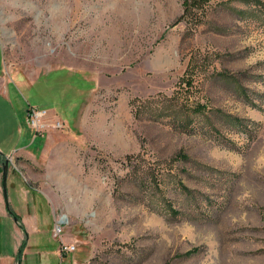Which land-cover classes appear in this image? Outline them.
Wrapping results in <instances>:
<instances>
[{"label": "rangeland", "instance_id": "obj_1", "mask_svg": "<svg viewBox=\"0 0 264 264\" xmlns=\"http://www.w3.org/2000/svg\"><path fill=\"white\" fill-rule=\"evenodd\" d=\"M0 9L6 55L50 51L45 62L84 73V125L56 129L57 161L12 160L65 218L57 238L75 250L57 264H264V0ZM51 76L19 98L71 122L77 75ZM60 153L72 155L67 184L53 179Z\"/></svg>", "mask_w": 264, "mask_h": 264}, {"label": "crops", "instance_id": "obj_2", "mask_svg": "<svg viewBox=\"0 0 264 264\" xmlns=\"http://www.w3.org/2000/svg\"><path fill=\"white\" fill-rule=\"evenodd\" d=\"M4 44L2 24L0 22V160H9L6 177L7 199L6 186L5 190L2 186L1 167L3 163L0 164V264H18L17 251L21 241L24 239V232L20 225L24 227L27 233V243L23 250L21 264H57L58 260L63 256L73 252H61V243L70 244L64 240L62 234L60 239L53 236L55 226L61 219L65 221V218L59 215L58 206L53 205L42 190L33 187L28 178L22 174V171L15 164L22 165V159L34 162L57 161L55 154L52 153V146L60 144L66 146L67 142L61 136H58V132H55L56 129L54 130L53 128L54 122L60 121L68 129H77L78 126L83 127L84 73L65 67L58 68L50 60L48 63L45 62L46 58L51 55L50 51L47 53L46 50L45 53L47 54L44 55L43 60L40 55H37L35 59L32 56L26 60H20L15 57V52L6 55ZM57 71L77 75V79L70 88L73 96L83 98L82 107L71 122L62 120L58 113L48 109L43 124L49 133L39 134L36 133L35 129L27 125L26 112L28 107L24 106L18 92L20 88L37 89L42 80L46 81L45 85H51V75ZM65 81L67 80L65 79ZM37 139L38 144L36 142ZM51 154L54 156H51ZM13 159L15 164L12 163ZM59 159L58 162H60L61 166L57 167L58 170L54 174L53 179H57L56 181L59 183H61L60 180H65L67 184V180L71 175L68 172L65 161L71 160L72 155L60 153ZM60 176H63V179ZM63 186L65 185L63 184ZM41 201L44 202L45 207L51 212L49 213L51 218L48 219V222L46 218L44 219L41 216ZM6 204H9L11 210L19 216L20 221H17L8 213ZM49 236L56 244L45 248L44 243H46V239ZM32 238L36 241L39 240L34 247L30 246Z\"/></svg>", "mask_w": 264, "mask_h": 264}, {"label": "built area", "instance_id": "obj_3", "mask_svg": "<svg viewBox=\"0 0 264 264\" xmlns=\"http://www.w3.org/2000/svg\"><path fill=\"white\" fill-rule=\"evenodd\" d=\"M47 116L46 110H40L37 109L36 107L29 106L28 110L26 112V121L32 127L35 129L36 133H40L42 129H44V124L43 120ZM53 128L54 129H62L63 128V123L60 121H56L53 123ZM64 220H60L58 224L55 226L53 236L54 238H57L59 234L62 232V226L59 225L60 223H63ZM64 224V223H63ZM75 247L73 245H67L64 243L60 244V251L61 252H72L74 251Z\"/></svg>", "mask_w": 264, "mask_h": 264}, {"label": "trees", "instance_id": "obj_4", "mask_svg": "<svg viewBox=\"0 0 264 264\" xmlns=\"http://www.w3.org/2000/svg\"><path fill=\"white\" fill-rule=\"evenodd\" d=\"M2 160V159H1ZM6 208H7V211H8V213L14 218V219H16L17 221H20V218H19V216L17 215V214H15L12 210H11V208L9 207V204H6ZM20 227H21V229L23 230V232H24V239L22 240V246H20L19 247V249H18V253H17V260H18V258H19V254L21 253V248H24V246L26 245V238H27V233H26V231H25V229H24V227L22 226V225H20Z\"/></svg>", "mask_w": 264, "mask_h": 264}, {"label": "water", "instance_id": "obj_5", "mask_svg": "<svg viewBox=\"0 0 264 264\" xmlns=\"http://www.w3.org/2000/svg\"><path fill=\"white\" fill-rule=\"evenodd\" d=\"M8 167H9V160L6 159L4 161V163L2 164V167H1V171H2V186H3L4 190H5V186H6V177H7Z\"/></svg>", "mask_w": 264, "mask_h": 264}]
</instances>
